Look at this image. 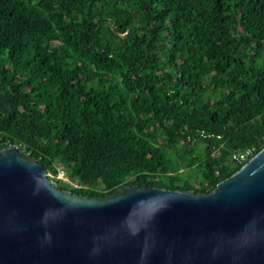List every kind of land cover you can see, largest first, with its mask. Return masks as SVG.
<instances>
[{
    "label": "trees",
    "instance_id": "1",
    "mask_svg": "<svg viewBox=\"0 0 264 264\" xmlns=\"http://www.w3.org/2000/svg\"><path fill=\"white\" fill-rule=\"evenodd\" d=\"M0 135L72 194L210 193L264 148V0H0Z\"/></svg>",
    "mask_w": 264,
    "mask_h": 264
},
{
    "label": "water",
    "instance_id": "2",
    "mask_svg": "<svg viewBox=\"0 0 264 264\" xmlns=\"http://www.w3.org/2000/svg\"><path fill=\"white\" fill-rule=\"evenodd\" d=\"M0 264H264V148L210 193L57 188L0 149Z\"/></svg>",
    "mask_w": 264,
    "mask_h": 264
},
{
    "label": "built area",
    "instance_id": "3",
    "mask_svg": "<svg viewBox=\"0 0 264 264\" xmlns=\"http://www.w3.org/2000/svg\"><path fill=\"white\" fill-rule=\"evenodd\" d=\"M4 148H18L17 146L13 145L10 141L6 140L3 141L2 136L0 135V149ZM255 148L250 147L246 148L240 152H236L232 155L231 160L239 165L245 164L250 158H252L255 155Z\"/></svg>",
    "mask_w": 264,
    "mask_h": 264
},
{
    "label": "rangeland",
    "instance_id": "4",
    "mask_svg": "<svg viewBox=\"0 0 264 264\" xmlns=\"http://www.w3.org/2000/svg\"><path fill=\"white\" fill-rule=\"evenodd\" d=\"M58 168V176L56 177V179H60L62 181H64L65 183L69 184L72 187H76V182L74 181H70L67 176L65 175L63 169L61 166L57 167ZM54 180V179H53Z\"/></svg>",
    "mask_w": 264,
    "mask_h": 264
}]
</instances>
